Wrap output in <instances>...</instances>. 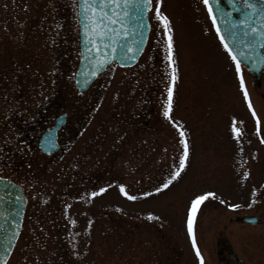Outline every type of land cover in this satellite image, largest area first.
<instances>
[{
  "label": "rangeland",
  "instance_id": "rangeland-1",
  "mask_svg": "<svg viewBox=\"0 0 264 264\" xmlns=\"http://www.w3.org/2000/svg\"><path fill=\"white\" fill-rule=\"evenodd\" d=\"M152 4L138 63L110 67L79 94L75 0H0V176L15 161L8 174L28 199L7 264H218L221 235L252 257L264 246V222L230 221L264 205V81L253 86L237 74L203 0ZM48 99L64 110L73 104V147L52 159L19 154L20 131ZM201 195L190 236L192 201Z\"/></svg>",
  "mask_w": 264,
  "mask_h": 264
},
{
  "label": "water",
  "instance_id": "water-1",
  "mask_svg": "<svg viewBox=\"0 0 264 264\" xmlns=\"http://www.w3.org/2000/svg\"><path fill=\"white\" fill-rule=\"evenodd\" d=\"M76 1L78 12H80V3L78 0ZM137 3L142 5L143 0H137ZM217 3L218 0H209L216 19V25L220 30V37H224V43L229 46L232 54L237 57V61L240 64L246 67L253 65L257 68L250 70L256 73L253 75V80L259 79L264 62L263 59L256 57L253 51H257V45H261L257 43V37L259 33H264V27L260 25L262 22L251 18L248 21L249 26L245 27L240 23L243 16L235 20L224 9L216 6ZM151 9L152 0L148 7L142 10L130 8L129 15L124 20V24L127 26V33L125 34L124 27L119 22L115 25H110V27L118 30L119 35L111 33L115 42L105 40L104 43L108 44V47H103L97 41L98 50L93 49L92 45L87 42L83 28V24L86 21L83 16H78L81 59L76 73L75 86L79 92L87 90L107 66L117 62L120 67H131L138 62L150 33L148 13ZM217 9H220V11H217ZM116 11L122 14V7L116 9ZM252 28H255L257 32L252 33ZM245 32L248 33L247 36ZM129 47L132 48V52L127 51ZM260 48L261 46H259ZM261 51H263L262 48ZM98 60H105L106 62L100 67L97 64ZM93 71L96 72L95 76L92 75ZM253 85H255V82ZM53 134L55 133L46 135L44 140L46 141ZM26 205L27 199L23 188L9 179L0 177V264H7L14 251L22 229ZM242 221L247 224H255L257 222L256 219L248 217H245Z\"/></svg>",
  "mask_w": 264,
  "mask_h": 264
},
{
  "label": "flooded vegetation",
  "instance_id": "flooded-vegetation-1",
  "mask_svg": "<svg viewBox=\"0 0 264 264\" xmlns=\"http://www.w3.org/2000/svg\"><path fill=\"white\" fill-rule=\"evenodd\" d=\"M249 3L255 4L257 7H259L261 0H249ZM219 4H220V7L224 9V11L229 13L230 16L235 20H238L240 17L244 16L245 11L251 12V9L245 8L244 0H219ZM251 18L257 19V20L262 19L261 21H264V13H257L253 15ZM213 27L217 34L215 25ZM217 37H218V34H217ZM218 40L220 44L222 45L227 56L230 59H232V57L229 55V51L225 49L224 44L221 43L219 37H218ZM262 49L263 51L261 55L264 59V47H262ZM240 68L243 74L251 76L253 73L248 68H244L241 66ZM106 72L107 70L101 76H104ZM100 77L96 80V82L100 79ZM262 81H264V66L262 68L260 80L258 82L261 83ZM96 82L93 85H95ZM51 102L52 101L48 99L47 103L45 105H41L40 108H38V106L37 107L35 106V112L37 113H35L32 121L30 123H27V125H25L27 132L20 131L23 135L21 137L22 138L21 144L23 146L19 147V146L14 145V147L17 150H19V154H22L21 152L22 150H33V152H37V151L40 152L47 159H50V158L52 159L56 155L61 154V152L64 153V150H65V153H67V151L69 152L70 149L73 147L76 129L80 127V123H79V126L77 123V121L79 120L76 121L75 115L71 116L68 114V112L71 114V110H73V104L67 105L66 110H64V108H60V106L50 105ZM48 109L50 111H48ZM53 112H55V114L57 113V117L53 116ZM13 125L15 124L13 123ZM56 126H57L56 128L57 131L55 132V134L51 135L49 139H47L44 142L43 144V147H45V150H44L42 147L43 137L44 135L53 131L54 127ZM20 129H22V127ZM37 129L40 130V132H38ZM14 162L15 161H13L11 164L6 165L5 169L7 171V174H5L6 176L5 175H2V176L19 184L25 190L26 187L22 185L21 182L14 180L8 174L9 171L12 174V171L14 169L12 168V166L14 167V164H13ZM261 198L262 196H258V197L251 198L250 200L252 199L261 200ZM261 201H262V204H264V201L263 200ZM251 203H255V201L253 200ZM245 216L256 218L257 219L256 224L249 225V224L242 223L241 219ZM230 221L231 223H240V224L251 226V227L259 226L264 222V205L262 206L261 211L259 212H250V213L247 212V214L244 213L242 215H234L231 217ZM227 228H228V225H226V230ZM218 240H219L218 251H217L218 264H264V246H260V250L257 251L258 255L252 257L250 256V251L245 250L246 246L243 247L244 248V254H243L237 248L238 246L236 245L235 239L231 238L229 235L226 237L225 235H221Z\"/></svg>",
  "mask_w": 264,
  "mask_h": 264
},
{
  "label": "snow or ice",
  "instance_id": "snow-or-ice-1",
  "mask_svg": "<svg viewBox=\"0 0 264 264\" xmlns=\"http://www.w3.org/2000/svg\"><path fill=\"white\" fill-rule=\"evenodd\" d=\"M81 6V11L77 13L78 16H83L86 23L83 24L84 28V36L87 39V42L92 45L93 49H97V41L100 42V44L103 45V47H108L109 45L104 43L105 40L115 42L113 39V36L111 33H116L119 35V32L117 29L110 27V25H115L118 22L121 23V25L124 27L125 34L127 33V26L124 24L125 18L129 15V9L130 8H137V9H143L147 8L148 5L151 3V0H143V4L137 3V0H78ZM206 7H208L209 15L212 16L213 10L209 4V0H203ZM244 6L246 9H251V12L245 11L243 18L241 19L240 23L243 24L245 27H248V21L251 19V17L257 13H264V0H261L260 6L257 7L255 4L249 3V0H244ZM122 7V14L118 13L116 9H120ZM110 10V11H109ZM217 11H220V9H217ZM157 18L161 21V23L164 24L165 32L167 33L170 31L168 27V22L166 17H162L160 15L159 10L157 9ZM213 24H216V19L213 17ZM252 33H256L257 30L255 28L251 29ZM217 34H220L219 28H217ZM234 35V33H233ZM245 35L247 36L248 33L245 32ZM258 42L261 44V46H264V33L258 34ZM172 38L171 36L168 37V60L169 64L173 63L172 61ZM221 43L224 44V47L226 50L229 51V55L232 57V60L236 62V71L239 75L241 68L240 63L237 61V57L232 54L231 50L229 49V46L224 43V37L221 36ZM91 51V49H90ZM128 52H132V48L127 49ZM105 60H98L97 64L98 66L102 67L105 63ZM173 76L172 79L175 81V69L173 68ZM92 75L95 76L96 72L93 71ZM244 82L243 79H241V88L243 89ZM245 98H247V93L245 92ZM171 104H172V88L169 87L168 89V102L164 110V116L166 118H169V112L171 111ZM235 133H238L237 129H233ZM183 132H181V136L183 137ZM182 143H184L182 141ZM188 155V146L186 143H184V155L180 160V167H184L185 160ZM179 172L175 173L174 176H178ZM168 185L165 184L164 187H167ZM101 192L104 191V189L100 190ZM159 191V189H158ZM121 192H124L123 187H121ZM93 196L97 195V193L93 192ZM211 195V194H209ZM129 199H135V197H128ZM207 199L206 196L201 195L198 196L195 200L192 201V207L191 212L189 215L188 220V231L189 235H193V219L196 215V211L199 208V206ZM149 219H152V217H149ZM193 247L196 248L195 239L193 238ZM197 257H200V252L197 249L196 251ZM201 264H203V260L201 259Z\"/></svg>",
  "mask_w": 264,
  "mask_h": 264
}]
</instances>
